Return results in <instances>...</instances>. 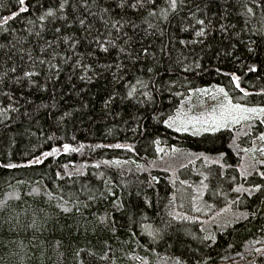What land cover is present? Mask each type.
Instances as JSON below:
<instances>
[{
    "label": "trees",
    "instance_id": "trees-1",
    "mask_svg": "<svg viewBox=\"0 0 264 264\" xmlns=\"http://www.w3.org/2000/svg\"><path fill=\"white\" fill-rule=\"evenodd\" d=\"M25 6L0 0V264H236L264 245V165L239 169L264 123H164L217 87L264 106V0H156L154 17L116 0ZM137 79L147 87L128 97ZM165 155L181 163L172 171ZM227 207L238 219L204 222Z\"/></svg>",
    "mask_w": 264,
    "mask_h": 264
},
{
    "label": "rangeland",
    "instance_id": "rangeland-1",
    "mask_svg": "<svg viewBox=\"0 0 264 264\" xmlns=\"http://www.w3.org/2000/svg\"><path fill=\"white\" fill-rule=\"evenodd\" d=\"M220 89L221 88L217 87L193 94L191 98L183 105L181 110L172 116L173 118H176V122L173 124V128L176 130L177 127H180L182 129L180 132H189L192 134L216 132L221 129L233 128L235 126H241L243 130L252 131V126L257 121L264 119V117H254L252 119L240 120L238 123L229 122V125L227 127L221 126L216 131H206V128L212 127L213 116H215L217 120L220 118L222 112L220 106L222 104H226L224 97L225 92H221ZM228 98L231 100L232 104H240L245 107H264L249 106L234 102L229 96ZM185 128L186 130H184ZM261 133L262 132H258L246 147L247 151L245 152L239 166V169L245 174L261 171L260 168L264 165V163H261V161H264V152L260 151L261 148H264V141H261L259 139ZM161 161L163 165H168L172 171L174 170L175 164L177 165L181 163L179 159H176L175 161L170 160L168 155H165L164 157L161 156ZM235 219L238 218H235V214L232 209L227 207L219 211L213 217L205 219L204 222L211 225L215 224L218 226H225L227 223ZM245 250V254L238 255L228 260V262L236 264H250L258 255H264V253L259 252H264V245H257L254 252H252V248H247ZM246 253L249 254L246 255ZM254 253H256V255H254Z\"/></svg>",
    "mask_w": 264,
    "mask_h": 264
},
{
    "label": "snow or ice",
    "instance_id": "snow-or-ice-1",
    "mask_svg": "<svg viewBox=\"0 0 264 264\" xmlns=\"http://www.w3.org/2000/svg\"><path fill=\"white\" fill-rule=\"evenodd\" d=\"M66 2V0H65ZM19 5L21 6L19 11L20 12H26L28 11L27 7L25 6V0H18ZM168 6L169 8H171L172 10L177 9L178 7V0H167ZM152 5L153 8L152 10L148 11V16L149 17H154L157 15V12L155 11V7H156V0H135V2H129V0H116V7L123 9L126 6L136 10L138 8H145L146 5ZM65 6V3H61L60 4V8L63 9ZM102 12H109L110 10L108 8H102L101 9ZM249 12L252 11L251 8L248 9ZM18 13L14 12L12 13V17L17 16ZM54 12L51 8H49L47 10V12L45 13V15H42L39 17L40 20H44L45 16H53ZM160 15L164 18L167 19L168 18V12L165 9H160ZM12 17L6 18L5 22L7 21V19H10ZM109 21L105 20L104 23L107 24ZM79 23L81 25H83L85 23V21L83 19H81L79 21ZM112 27L116 28L117 31H120V28L118 27V25H120V21L118 20H113L112 22ZM197 23H199L200 25H204V21L203 20H199L197 21ZM149 27H153V25L149 24ZM225 26L221 25V29L224 30ZM183 30V29H181ZM56 31H60V29H56ZM197 36H204L206 35L205 29L203 27H201L199 29V31L196 32ZM67 39V38H66ZM109 44H112L113 47H115V42L112 40L108 41ZM127 43V41L125 42ZM180 43H185V41L181 40ZM98 47L101 48V50L107 52L108 51V47H106L103 43H98ZM120 51L123 52L124 48H120ZM144 51L146 52L147 49H144ZM249 51H252V49H249ZM41 63H43V61H41ZM252 70H255V68L253 67ZM14 71V70H13ZM149 72L152 71L151 68L148 69ZM24 77H31L33 75V73L31 72H25ZM18 80L20 78H17ZM234 80H238V77H233ZM136 85H140L141 87H147V85L144 84L143 81L137 79L136 80V84L132 86L131 90L128 91L127 96L131 97L133 95V93L137 90L136 89ZM237 87H239V85L237 84ZM221 92H224V90L221 88L220 89ZM241 91H243V89H241ZM143 95L148 96L149 93L145 92L143 93ZM224 97H225V101L226 104H222L220 107L222 109L220 118L217 120V118L215 116L212 117V127L210 128H206V131H216L219 127L223 126V127H227L229 125V122L232 123H238L240 120H245V119H252L254 117H264V107H245L243 105L240 104H232L231 100L228 98L227 93H224ZM107 103V101L105 102ZM247 114H251V115H247ZM176 122V118L173 117H169L168 120H165L164 123L168 126V127H173V124ZM261 123H264V119L260 120ZM177 131H181L182 129L180 127L176 128ZM186 130V128L184 129ZM259 139L261 141H264V132H262L259 136ZM116 147H121V145H116ZM63 148L67 151L70 149V145L65 144L63 145ZM57 150L54 148L52 150L53 153H55ZM247 151V150H245ZM261 152H264V148L260 149ZM52 153H45V155H51ZM39 162V161H37ZM261 163H264V161H261ZM7 167H12V165H7ZM257 189L260 188V185H256L255 186ZM241 189L237 188L236 191H240ZM245 191H247V189H245ZM67 211V209H65Z\"/></svg>",
    "mask_w": 264,
    "mask_h": 264
}]
</instances>
